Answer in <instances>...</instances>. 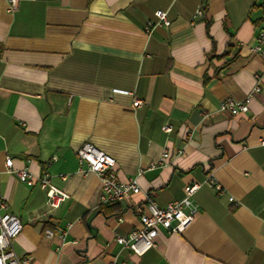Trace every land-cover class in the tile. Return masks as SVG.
Returning a JSON list of instances; mask_svg holds the SVG:
<instances>
[{
  "label": "crops",
  "instance_id": "crops-1",
  "mask_svg": "<svg viewBox=\"0 0 264 264\" xmlns=\"http://www.w3.org/2000/svg\"><path fill=\"white\" fill-rule=\"evenodd\" d=\"M8 6L0 0V196L23 224L17 256L29 264H264V57L251 52L264 0ZM158 10L170 26L156 25ZM249 96L246 113L220 111L224 100ZM85 143L115 157L119 180H137L140 193L103 204L99 178L78 162ZM8 158L36 183L7 172ZM46 175L66 196L58 207L40 187ZM209 175L224 193L206 184ZM192 184L199 212L183 233L161 229L141 257L116 242L141 226L148 198L163 208Z\"/></svg>",
  "mask_w": 264,
  "mask_h": 264
},
{
  "label": "built area",
  "instance_id": "built-area-1",
  "mask_svg": "<svg viewBox=\"0 0 264 264\" xmlns=\"http://www.w3.org/2000/svg\"><path fill=\"white\" fill-rule=\"evenodd\" d=\"M20 1L7 0L8 11H15ZM155 15L158 18L156 25L170 26L166 12L158 10ZM198 15L202 16L203 12L199 11ZM154 26H148L147 32H150ZM251 52L264 57V24L259 28L256 42L251 48ZM250 99L251 97L249 96L241 103L233 99H226L221 103L220 111L232 115L246 113L249 109ZM141 104L142 101L137 99L133 105L138 107ZM166 131H170V128H166ZM163 156L165 158L168 157V153ZM77 157L82 172L95 173L99 178L101 183V202L103 204L118 203L133 194L140 193L141 190L137 180L120 181L117 175L116 158L100 150L95 145L91 143L83 144L77 152ZM53 159L56 160V158ZM5 169L7 172L15 174L20 181L29 186H33L38 179L27 169L14 170L11 158L5 161ZM39 184L47 192L51 206L58 207L59 203L66 198L59 190L50 186L48 175L40 178ZM206 184L219 194L224 193L222 186L211 175L208 176ZM198 188V184L186 186L184 199L172 201L163 208L159 207L153 199L148 198L145 210L139 216L141 226L132 230L126 236H118L116 242L133 255L141 257L149 250L157 247V239L161 229L168 234L183 233L197 218L199 209L192 200V196ZM22 230L23 224L20 218L8 211L7 202L0 196V264H29L28 258H19L13 249V242L20 236ZM46 234L49 237L54 236V233L50 230H47ZM61 234L63 236L66 232L62 231ZM110 264L132 263L128 260L121 261L115 258Z\"/></svg>",
  "mask_w": 264,
  "mask_h": 264
}]
</instances>
